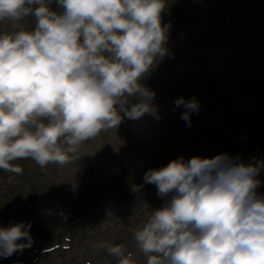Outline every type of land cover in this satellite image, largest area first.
<instances>
[{"label": "clouds", "instance_id": "clouds-1", "mask_svg": "<svg viewBox=\"0 0 264 264\" xmlns=\"http://www.w3.org/2000/svg\"><path fill=\"white\" fill-rule=\"evenodd\" d=\"M52 2L0 0L8 24L0 31V170L16 175L23 168L15 161L63 167L124 117L153 112L155 93L142 80L167 55L166 0H55L59 11ZM174 104L191 126L198 101ZM238 159L180 157L145 173L159 196L172 194L134 232L146 264H264V196L256 191L264 161ZM30 228L0 227V256L31 247ZM94 247L118 264H137L123 245Z\"/></svg>", "mask_w": 264, "mask_h": 264}, {"label": "rangeland", "instance_id": "rangeland-1", "mask_svg": "<svg viewBox=\"0 0 264 264\" xmlns=\"http://www.w3.org/2000/svg\"><path fill=\"white\" fill-rule=\"evenodd\" d=\"M50 7L60 10L55 0ZM25 23L31 28L34 19ZM161 24L170 25L167 55L142 80L155 93L153 112L138 120L124 117L117 129L84 142L76 159L63 167L41 168L24 159L14 162L23 168L21 175L0 170V214L14 213L20 198L28 203L36 200L31 210L37 214L48 208L46 217L85 198L80 227L70 236L63 235L59 248L42 246V238L37 237L22 252L0 256V264H118L106 249L94 247L101 242L123 245L137 264H146L134 232L172 194L161 197L156 185L144 182L114 189L121 174H142L149 164L167 166L197 154L204 137L223 141L264 136V0H166ZM7 28L6 22H0V31ZM180 97L199 103V111L191 113V126L180 118L186 109L174 110ZM253 149L231 157H238L237 163L254 162L253 157L264 161V147ZM257 179L261 181L257 194L264 196V169ZM97 187L100 190L92 195ZM48 226L33 224L30 233Z\"/></svg>", "mask_w": 264, "mask_h": 264}, {"label": "trees", "instance_id": "trees-1", "mask_svg": "<svg viewBox=\"0 0 264 264\" xmlns=\"http://www.w3.org/2000/svg\"><path fill=\"white\" fill-rule=\"evenodd\" d=\"M264 133V132H263ZM210 137H204L202 140L203 149L202 151L198 152L197 154H192V155H185L183 157L186 158L184 160L185 162L189 161L193 157H200V158H213L218 154H228V155H234L235 153L238 152H245L249 150H255L253 148L256 147V149H260L261 147H264V136L263 137H255L254 135L252 138L249 139H244L241 136H238L236 138H225L223 141L216 140L213 141V139H209ZM149 167L146 168L144 173L142 174H137L140 173L141 171H135L133 173H128V174H121L122 178L119 180V182L116 184L114 189L116 187L120 186H127V187H133L135 185L141 184L144 182V176L145 173L148 172L150 169L155 170V169H160L165 165H152L149 164ZM160 166V167H158ZM111 184V183H110ZM110 184H107L108 190L110 187ZM113 189V188H112ZM100 188H95L91 194L94 195L98 193ZM118 190V188H117ZM85 198H81L76 200L75 202L73 201L71 204H64L62 207H65L64 211L61 210V207H59L58 211L55 212L54 215L46 217L47 213L45 209L41 213L37 214L34 210V212L31 210V206L36 204L35 202L30 201L28 203L25 198H20V204H18V209L14 211V213L11 212H6V213H1L0 214V226L10 222H17V221H27V223H30L31 225L33 224H40L41 222L45 225H49L47 228L40 229V232H35L31 231V237H32V242L38 241L37 237H41L40 239L42 246H56L54 247L55 249L59 248V245L62 243V236H70L73 232H75L80 226V216L83 215L82 207L80 206H85V201H82ZM31 200V199H30ZM84 203V204H83ZM20 206V207H19ZM57 215H60V220L57 221ZM40 217L46 218L43 220H39ZM48 218V219H47ZM62 218H66L63 220ZM62 219V220H61ZM68 226L67 228H65ZM54 229V230H53ZM56 231L55 235H53V232ZM70 240V239H69ZM23 242V241H21ZM32 243V244H33Z\"/></svg>", "mask_w": 264, "mask_h": 264}, {"label": "water", "instance_id": "water-1", "mask_svg": "<svg viewBox=\"0 0 264 264\" xmlns=\"http://www.w3.org/2000/svg\"><path fill=\"white\" fill-rule=\"evenodd\" d=\"M35 228V225L32 227V229H34Z\"/></svg>", "mask_w": 264, "mask_h": 264}]
</instances>
